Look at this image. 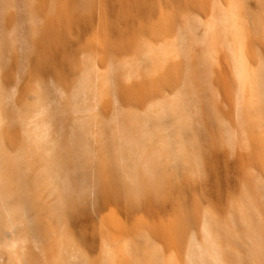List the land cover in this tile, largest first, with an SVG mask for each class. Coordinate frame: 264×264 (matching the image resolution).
I'll list each match as a JSON object with an SVG mask.
<instances>
[{"label":"rangeland","instance_id":"374dc122","mask_svg":"<svg viewBox=\"0 0 264 264\" xmlns=\"http://www.w3.org/2000/svg\"><path fill=\"white\" fill-rule=\"evenodd\" d=\"M216 1L0 0V216L16 225L0 264L183 263L205 230L218 246L207 264H264V229L242 223L264 213V98L257 130L228 43L206 60ZM245 8L264 97V0ZM190 19L202 25L175 68H150L146 53ZM178 94L186 106L156 143L117 147L146 116L154 131V105Z\"/></svg>","mask_w":264,"mask_h":264},{"label":"bare ground","instance_id":"6f19581e","mask_svg":"<svg viewBox=\"0 0 264 264\" xmlns=\"http://www.w3.org/2000/svg\"><path fill=\"white\" fill-rule=\"evenodd\" d=\"M248 1L249 0H217L215 3H213L212 9L214 12V22L211 24H204V26H205V27L203 26L204 27V37H202V39H200V40H201V42H204L206 40V44H207V49L205 51L206 60L213 59V53L215 52L214 51L215 45L219 44L220 40L226 41L228 43L227 49L229 50V53H230L229 58H230V67H231V71H232L231 72L232 81L235 82L239 86V90L241 92L240 99L245 104L247 113L253 119H256L253 127H255L258 130V126L260 123V121L258 119V116H260V115H258V105L264 97H263V91L261 88L262 77H261V74L258 72L259 71V69H258L259 65H258L257 61L252 58L251 49H247V46H246V43L249 40V36H248L247 31H246L247 27L245 24V17H246L245 5ZM252 1H255L256 4L260 3V0H252ZM198 25H202V24H200L199 22H197L196 20H193V19H190V21L188 20L187 24L182 29L181 33L180 34L178 33L177 35L173 36L174 38L170 41L168 40L167 32L166 33L164 32L165 34H163L160 37L161 45L159 47L152 48V50L151 51L149 50L147 53L145 52L146 53L145 57L148 55V58H146V59H150V62H149L150 68L151 67L155 68L156 66H158L160 68L170 69V68H173L174 66H176V63H175L176 61L174 60V58H176L178 55H180L181 53H184V52H186V50H188L185 47V45L187 46L188 44H190L187 39L191 40L192 43H195L197 41L196 38H193L194 36H192L191 34L197 28ZM193 35H194V32H193ZM207 35L209 36L208 39H206ZM186 43H188V44H186ZM183 49H184V52H183ZM149 53H151V54H149ZM151 63H152V66H151ZM169 64H171L173 66L170 67L171 65H169ZM167 77L165 75L161 76V78H162L161 83H160L159 88L156 89V91H155L156 94H159L162 90V86L164 85V83L168 84L173 79L174 76L172 74H170V75H167ZM102 78L104 80L103 85H107V83H108L107 75L106 74L102 75ZM85 82L86 81L84 80L80 86V92L79 93H81L82 95H84V89L86 87ZM160 95H163V94H160ZM176 96L177 97H175L173 99H167V100L159 101V102H157L156 105H154L153 111L155 112V114H154L155 117L153 118L154 123H152V126L154 125V127H157V128H155L154 131L150 130V128H149V127H151V123L149 121L150 118L146 116L143 119V125H142L145 128L143 130H141V132H137L139 139L135 138L137 136L136 134H135L136 135L135 137L133 136L132 133H131L132 134L131 136L129 134H127L128 136L124 135L122 138H117V139H119V140H117L118 141L117 147L121 146V148H122V146H125V145H127V147L132 145L131 146V148H132L134 146L139 147V145H140L139 148L143 149V147L145 148V145L143 146V144H146V141H148V140H149L148 142H151V143L155 142L156 143V141H154V139H153L154 134L152 132L157 133L158 127L160 125L165 126V118H167L168 116H171L173 114V112H175V110H177V109H180L181 111H183L182 109L184 108V106H186L185 105L186 102H185V99L183 97V94H178ZM164 126H162L161 129L168 132V130H167L168 128L167 127L165 128ZM29 127H31V126H29ZM37 129H38V126L33 125V128H30V131L32 132V134L35 137H37L36 141L40 142L42 138H41V134L37 131ZM119 129L121 130L122 128H119ZM124 129H125V127H124ZM124 129H122V130H124ZM28 130H29V128H28ZM123 132H126V131H123ZM144 136L146 138H144ZM135 139H138L140 141H137ZM148 142H147V144H148ZM119 143L121 145H119ZM84 144L85 143H83V145ZM122 144H125V145H122ZM163 144L169 147L171 144L169 138L164 139ZM136 145H138V146H136ZM135 147H134V149H135ZM127 149H130V148H127ZM122 150H124V149H122ZM130 151L132 154V150H130ZM127 152H129V151L127 150ZM140 152L141 151L138 152V150H137L136 153H138V154H135V152H134L133 155L135 154L134 156L138 155L137 157H140L141 156ZM142 154H144V153L142 152ZM145 154L147 155V153H145ZM134 156H133V158H135ZM119 158H121V156ZM130 166H131V164H130ZM150 202H151V200H150ZM133 208H131V210H133ZM8 216H9L8 217V221H9L8 225L9 226H7V224L5 223L3 216H0L1 217L0 222H2V224L7 226L6 227L7 229L6 228L3 229L5 226L4 227L2 226V228H0V241H1L0 242V249L1 248H9V249L14 250L13 248L15 247V244H16L15 239H13V238L9 239V237H5L6 235L11 236V235H9V233L12 234L10 232V230L11 231L13 230V232H14V230H16V229H13L14 227H16V225L14 223L15 220H13V218L11 217V215L9 213H8ZM232 223L236 224L237 223L236 219H233ZM239 223H241V222H239ZM239 223H237V224H239ZM242 223L244 226H247L250 229H254V228H257V229L263 228L264 229V213H259L257 216H255V214L245 215L242 219ZM135 224H136V222H135ZM207 224L208 225L210 224L209 220L207 221ZM0 227H1V225H0ZM5 230L6 231L9 230V232H7L8 234L6 233ZM204 236H205L204 244H202V245L196 244L195 246L190 247L186 261H183V263H180V262L177 263L175 259H169L167 261V264H207L209 257L211 255V252L213 253L212 250L213 249L215 250L214 247L217 246V243L214 244L215 239L211 235V233H209L208 230H205ZM4 238H7V240ZM3 239H4V241H3ZM231 256L234 258V255H231ZM211 257H212V255H211ZM216 258H218V257L216 256ZM216 258H214V259H216ZM259 260H260V258H259ZM214 261H216V260H214ZM211 263H212V261H211Z\"/></svg>","mask_w":264,"mask_h":264}]
</instances>
